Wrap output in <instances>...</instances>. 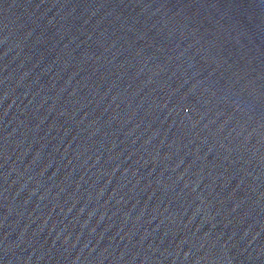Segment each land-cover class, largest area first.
Returning <instances> with one entry per match:
<instances>
[{
    "label": "water",
    "instance_id": "1",
    "mask_svg": "<svg viewBox=\"0 0 264 264\" xmlns=\"http://www.w3.org/2000/svg\"><path fill=\"white\" fill-rule=\"evenodd\" d=\"M0 264H264V0H0Z\"/></svg>",
    "mask_w": 264,
    "mask_h": 264
}]
</instances>
